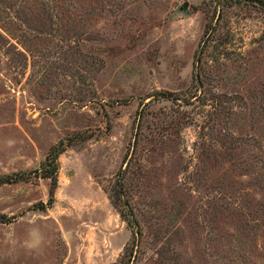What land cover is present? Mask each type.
<instances>
[{"label":"rangeland","instance_id":"rangeland-1","mask_svg":"<svg viewBox=\"0 0 264 264\" xmlns=\"http://www.w3.org/2000/svg\"><path fill=\"white\" fill-rule=\"evenodd\" d=\"M38 2L0 0V176L68 143L49 207L0 184V264H264V10L83 0L33 30Z\"/></svg>","mask_w":264,"mask_h":264},{"label":"trees","instance_id":"trees-1","mask_svg":"<svg viewBox=\"0 0 264 264\" xmlns=\"http://www.w3.org/2000/svg\"><path fill=\"white\" fill-rule=\"evenodd\" d=\"M248 1V0H246ZM253 4L257 5L258 8L264 10V0H249ZM37 7L32 10L33 12V17L25 20L26 24L30 23V28L31 29H42L38 27L37 25L43 26L40 24V22H36V20L30 22L33 18L34 15L35 17L37 16L38 12L44 14L46 17V20L48 22L53 23V16H55L58 11L62 12H68L69 15L75 16L80 18L83 15V10L86 7L84 5L83 0H40L38 4L36 5ZM85 6V7H84ZM86 14L91 15L92 14V9L84 10ZM82 13V14H81ZM55 14V15H54ZM50 25V23H49ZM158 96L162 98L169 99L167 94H164L162 92H159L157 94ZM68 143V142H67ZM67 143L63 144L61 140L53 144L45 153L44 158L41 160V162L38 164V166L34 169L28 170L26 172H13L10 174H5L0 176V184L3 183H11L15 182L18 180H26L29 175H34L36 177H41V178H47L49 179L50 186L48 190V198L45 203L40 202L38 204L39 209H44L45 207H49L52 203L53 200V190L54 187L56 186V172H57V156L60 152L64 150V147L67 145ZM262 196V194H261ZM261 212L262 216L258 217V220L256 222V225L260 227H264V200L261 201L258 204V207L256 208V212L258 211ZM122 215V214H120ZM1 221V220H0ZM128 224L131 223L130 219L126 220ZM251 228V226H250ZM244 239V238H243ZM241 240V239H240ZM132 256V252L130 251L129 257Z\"/></svg>","mask_w":264,"mask_h":264},{"label":"water","instance_id":"water-1","mask_svg":"<svg viewBox=\"0 0 264 264\" xmlns=\"http://www.w3.org/2000/svg\"><path fill=\"white\" fill-rule=\"evenodd\" d=\"M185 5H186L185 3L182 4L183 7H184Z\"/></svg>","mask_w":264,"mask_h":264}]
</instances>
